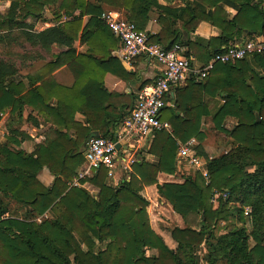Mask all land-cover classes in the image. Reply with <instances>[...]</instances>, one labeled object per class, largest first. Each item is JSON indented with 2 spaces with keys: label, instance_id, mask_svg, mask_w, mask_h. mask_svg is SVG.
<instances>
[{
  "label": "trees",
  "instance_id": "1",
  "mask_svg": "<svg viewBox=\"0 0 264 264\" xmlns=\"http://www.w3.org/2000/svg\"><path fill=\"white\" fill-rule=\"evenodd\" d=\"M9 1L0 11V121L6 115L8 131L0 142V264H264V73L253 67L264 68V51L249 56L252 62L246 57L219 63L207 77L193 73L179 88L180 103L190 105L191 124L186 126L173 106H165L161 119L171 128L153 131L145 154L118 184L107 180L103 165L83 177L81 182L90 183L94 192L71 185L86 160L83 147L100 120L108 121L102 136L114 138L109 124L115 126L124 112L114 117L109 104L102 110L88 109L89 92L81 91L93 62L88 56L77 57L85 62V70L72 86L59 85L49 76L62 55L72 57L68 54L76 50L73 44L80 37L86 50H105L101 46L107 40H119L101 18L106 10L122 11L149 33L150 42L165 49L180 43L186 56L205 64L231 43L264 37V0ZM154 7L160 9L161 28L152 33L147 26ZM46 9L54 24L38 30L35 21L46 20ZM84 17L88 21L83 26ZM203 20L221 29L220 34L192 38ZM25 42L43 50L57 44L67 51L28 73L26 82L17 80L21 69L3 51L12 43ZM25 53L23 60L42 56ZM214 94L225 98L213 114L214 129L225 134L230 148L210 157L202 146L206 136L201 120L210 112L205 98ZM26 106L54 126L31 151L22 144L32 138L20 127L25 120L41 122L25 119ZM77 112L89 126L75 119ZM110 116L111 122L106 120ZM230 118L235 124L227 127ZM70 130L76 135L72 137ZM193 136L198 140L196 152L207 159L208 183L198 171L183 174L187 164L177 159L179 144ZM44 169L53 176L51 183L41 179ZM177 171L181 182H159L160 172ZM150 185H156L160 197L182 217L183 225L169 229L174 247L152 226L150 202L143 195ZM219 192V206L213 211L212 199ZM5 198L20 203L23 215L12 214Z\"/></svg>",
  "mask_w": 264,
  "mask_h": 264
},
{
  "label": "crops",
  "instance_id": "2",
  "mask_svg": "<svg viewBox=\"0 0 264 264\" xmlns=\"http://www.w3.org/2000/svg\"><path fill=\"white\" fill-rule=\"evenodd\" d=\"M161 4H166L165 0H159ZM113 10V9H112ZM49 11V9H47ZM118 11V10H117ZM228 11L231 14H235L236 11L234 9H228ZM124 15L122 11H119ZM160 15V9L157 7H154L150 11V20L147 26V30L155 33L158 32L161 28V24L158 21ZM46 20H43L45 23V26L43 28L38 29L37 23L38 20H29V21H35V28L38 30H42L48 26H51L54 24V21L52 18L54 17L51 12H45ZM64 19H67L66 16H63ZM88 21V17H84L83 26L86 25ZM221 32V29H219L217 26L212 25L206 20H203L200 22L199 26L196 28V30L191 34L192 38H195L197 36L209 39L213 36L219 35ZM187 37V36H185ZM106 45V46H105ZM104 46H101L102 49L105 50H86L88 45L86 41H82L81 37L77 39L73 46L76 50H71L68 54L69 59H66L67 55H62V58L60 59L61 63L52 71H50V79L54 80L59 85L63 86H72L76 80H78L82 73L85 70V62L80 61L77 57L78 56H88V58L92 59V64L90 67L89 74L84 78V85L82 86V93L89 92L88 97L86 98L87 107L88 109H99L102 110L107 106L108 104L111 105L115 110L113 111L114 117H116V113L120 115L121 112H124L122 114V118L117 122L113 127L110 125V130L114 134V138L117 135V130L123 120L131 113L134 104L136 102L137 93L138 91L145 85L152 84L156 81L157 78L162 73V66L159 62L156 60L146 56V55H139L131 62L124 61L119 55L118 50L120 47V40L113 41L107 40L106 44ZM116 46V49H113V47ZM67 47H61L57 44L53 45L51 50H42V56H41V62H37L36 59H29L26 67L24 70H22L17 75V80H25L28 82L27 74L28 73H35L38 69L45 66L48 62L56 60V56L58 54H62L63 52H66ZM202 51L203 50H198ZM90 56V57H89ZM86 58V57H85ZM248 59L252 62L251 57H248ZM194 63L200 64V60L195 59ZM253 67L256 68V70L259 73H264V68L258 67L256 64H253ZM24 71V72H23ZM134 74V75H133ZM193 73L190 72L186 75L185 79L182 80L180 83L172 85L170 88L169 93L166 97V105L173 106L179 113H181L184 116L183 123L186 126H189L191 124V112H190V105L187 103L185 106H183L179 101V88L184 86L187 82V79L190 78V76ZM128 78H125V77ZM147 82V83H146ZM40 83V81H38ZM145 83V85H143ZM143 85V86H142ZM55 100V98H54ZM103 100H106L105 102ZM205 101L207 102L210 112L202 115L201 120V129L205 133V139L202 142V146L204 147V151L206 154L210 157L216 156L221 152L222 148H225V144L222 142L221 139H219L218 136H216V133L214 131V121H213V114L217 110V105L219 102H224L225 98L223 95L220 94H214V95H208L205 98ZM106 104V105H105ZM119 111V112H116ZM37 118L39 122H41L40 125L33 124L29 120H25L20 129L25 131L31 136V140H26L23 142L22 146L26 151H31L36 144L42 143L45 141L46 136L48 133H50V128L54 127L52 123L45 122L44 116L39 113L37 110L30 106H26L24 110V117L25 119L27 117ZM6 115H3L2 120L0 121V142H3L6 139L7 135V127L5 125V122L3 121L5 119ZM75 119L79 122H81L84 126H89V124L85 121V116L77 112L75 114ZM113 119V116L106 117V120ZM116 120V119H115ZM105 120H100L98 129H92L90 131V136H102L103 132L102 129L106 127ZM235 124V120L230 118L226 121L227 127H232ZM101 129V130H100ZM64 131H68L67 129H64ZM69 134L73 137L76 135V130H70ZM4 137V139H2ZM194 137V136H193ZM112 139V138H111ZM148 139L144 142H139L138 144H131L129 146L130 151L138 152V154L144 155V148L147 146ZM85 149V147H83ZM227 149L223 150V152H226ZM153 158V157H152ZM85 162L80 165L77 169V172L79 173L82 168L85 166ZM187 170V168H186ZM186 170L183 174H186ZM188 171V170H187ZM129 174L117 172L115 178H108L109 182L112 184H118L121 179L128 176ZM41 179L44 180L47 183H51L53 176L44 169L40 175ZM129 177V176H128ZM158 179L160 183L163 182H172L177 181L181 182L183 180V177H181L180 172H174V173H167V172H160L158 175ZM93 187L90 183H85V187ZM143 195L149 200L150 204L148 207V212H152L153 204L156 206V214H162L165 212L163 209L170 210L174 212L176 215L178 214L174 209L172 208V205L162 199L158 193V189L156 185H150L147 186L143 192ZM7 203L9 204L10 212L14 215L20 216L19 212L24 211V208L20 206V203L15 201L14 199H7L5 198ZM179 221V220H178ZM182 221V220H181ZM180 221V222H181ZM178 224L181 226L183 225V222ZM153 226V225H152ZM162 225L153 226V228L163 235L165 238V234L163 233V228H161ZM165 230V229H164ZM165 235V236H164ZM171 236V235H170ZM172 238V237H171ZM166 242L169 244V246L174 247L176 245L175 241H168L165 238ZM149 252V251H147Z\"/></svg>",
  "mask_w": 264,
  "mask_h": 264
},
{
  "label": "built area",
  "instance_id": "3",
  "mask_svg": "<svg viewBox=\"0 0 264 264\" xmlns=\"http://www.w3.org/2000/svg\"><path fill=\"white\" fill-rule=\"evenodd\" d=\"M101 18L119 38L118 55L124 61L131 62L144 54L162 65V73L154 83L145 85L138 91L134 107L119 126L115 138L89 137L84 152L85 166L71 182V185L84 187L87 182L82 183L81 179L93 175L101 165L108 169L107 179L115 178L117 172L129 174L133 165L140 160L138 152L130 151L129 146L146 141L154 130L171 128L168 121L161 119V111L166 105V97L172 85L180 83L190 72L201 78L207 77L219 63L234 62L264 51V37L255 36L231 43L226 50L216 54L209 62L196 64L193 57L185 55V47L180 43L165 49L158 43L150 42L146 30L139 29L135 22L117 10H106ZM118 143L121 144L119 148ZM197 144L198 140L195 137L180 143L177 159L179 163L186 162L192 169L200 172L208 183L207 159L196 152ZM86 188L90 192L96 191L94 187ZM219 196L216 193L213 200ZM245 214H249V208H245Z\"/></svg>",
  "mask_w": 264,
  "mask_h": 264
},
{
  "label": "rangeland",
  "instance_id": "4",
  "mask_svg": "<svg viewBox=\"0 0 264 264\" xmlns=\"http://www.w3.org/2000/svg\"><path fill=\"white\" fill-rule=\"evenodd\" d=\"M10 1L9 0H0V11L4 12L5 9L7 8V6H9ZM45 12H50L47 11V9L45 10ZM29 20H33L32 17H29ZM45 26V23L43 22V20L38 19V23H37V28H43ZM42 48L39 47H31L30 44L28 42L23 43L22 45H20L19 43H12L9 47L4 48V52L8 53V55L17 63V65L19 66V68L22 70H24V68L26 67L29 58H26L25 60H23L22 55L25 53L26 55L30 53V55L34 54L35 52H38L42 55ZM28 56V55H27ZM37 62H41V58H37L36 59ZM162 66V65H161ZM24 72V71H23ZM6 118V117H5ZM5 122V119L3 120ZM216 136L219 137V139L222 140V142L225 144L224 146H226L225 148H222L221 152H223V150L230 148V144L228 143V140L225 136L224 133H218L216 131V129H214ZM2 139H4V137H2ZM188 170V171H187ZM187 170L186 172H194V169H192L190 166L187 165ZM218 195H221V193L219 192ZM219 198V197H218ZM216 199L215 201L212 199V210L216 211V209L219 206V199ZM156 206L155 204H153V208H152V212L149 213L150 216V220L153 226H158V225H162L161 228H163V233L166 235L165 238L170 242L173 241L171 236H170V231L169 229L174 227L175 225H179V223L183 222L182 217L180 216V214H175L174 212L167 210V209H163V211L165 212L162 214H156ZM20 216L23 215V211L19 212ZM179 220V221H178ZM182 220V221H181ZM181 221V222H180ZM165 229V230H164Z\"/></svg>",
  "mask_w": 264,
  "mask_h": 264
},
{
  "label": "water",
  "instance_id": "5",
  "mask_svg": "<svg viewBox=\"0 0 264 264\" xmlns=\"http://www.w3.org/2000/svg\"><path fill=\"white\" fill-rule=\"evenodd\" d=\"M257 116H258V115H257ZM258 117H259V116H258ZM120 146H121V144H120V143H118V144H117V147L119 148Z\"/></svg>",
  "mask_w": 264,
  "mask_h": 264
}]
</instances>
